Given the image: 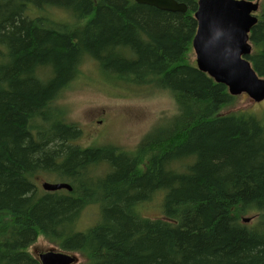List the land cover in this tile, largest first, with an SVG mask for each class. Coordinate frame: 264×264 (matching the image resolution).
<instances>
[{
	"label": "trees",
	"instance_id": "16d2710c",
	"mask_svg": "<svg viewBox=\"0 0 264 264\" xmlns=\"http://www.w3.org/2000/svg\"><path fill=\"white\" fill-rule=\"evenodd\" d=\"M175 1L187 11L0 0V264H40L26 251L40 236L78 264H264V121L220 115L237 97L188 59L198 0ZM260 1L245 59L264 79ZM30 5L39 14L27 16ZM51 8L70 19L49 18ZM87 60L113 95L165 91L176 112L132 151L82 148L55 101ZM40 175L71 191L38 190ZM159 193L160 216H142ZM87 207L98 218L80 231Z\"/></svg>",
	"mask_w": 264,
	"mask_h": 264
},
{
	"label": "rangeland",
	"instance_id": "374dc122",
	"mask_svg": "<svg viewBox=\"0 0 264 264\" xmlns=\"http://www.w3.org/2000/svg\"><path fill=\"white\" fill-rule=\"evenodd\" d=\"M53 8L47 10L49 18L65 22L70 19L65 11ZM37 12L35 6L30 5L26 14L32 17ZM188 59L191 62L195 61L192 49L188 53ZM100 72L101 70L97 65L94 66L93 62L89 60L83 62L80 66V76L61 91L55 101L64 109L65 117L69 122L81 128L82 136L78 144L83 145L79 144L82 148L116 147L132 151L143 137L157 127L158 122H167L176 112L170 95L165 91L140 89L124 96L113 95L111 92L118 88L111 89L101 84L100 81H107V78ZM236 97L234 104L221 110L220 115L244 112L264 121V100L254 103L247 95L242 94ZM45 177L44 175L37 177V189L42 192L44 191L41 183L55 182L54 178H56L55 175ZM161 198L162 193H159L148 202L141 204L142 216L147 218L160 216ZM98 213L97 207H87L81 212L75 225L81 229L80 231L85 230L97 220ZM251 216L252 214L246 215L243 219L251 220ZM26 251L37 260L41 254L61 252L42 236L36 238ZM67 254L75 259L73 264L81 262L78 254Z\"/></svg>",
	"mask_w": 264,
	"mask_h": 264
},
{
	"label": "water",
	"instance_id": "95a60500",
	"mask_svg": "<svg viewBox=\"0 0 264 264\" xmlns=\"http://www.w3.org/2000/svg\"><path fill=\"white\" fill-rule=\"evenodd\" d=\"M134 1L161 11H186V6L175 0ZM197 4L194 14L197 32L192 40L197 68L226 86L230 95L245 93L254 103L264 100V79L256 75L245 59L251 53L248 34L257 21L251 16L257 4L244 0H199ZM41 187L46 192L70 191L66 183L43 182ZM39 258L41 264L72 262L61 253H46Z\"/></svg>",
	"mask_w": 264,
	"mask_h": 264
},
{
	"label": "bare ground",
	"instance_id": "6f19581e",
	"mask_svg": "<svg viewBox=\"0 0 264 264\" xmlns=\"http://www.w3.org/2000/svg\"><path fill=\"white\" fill-rule=\"evenodd\" d=\"M134 3H136L134 0H132ZM199 1V0H198ZM198 1H197V3H198ZM237 1H241V0H237ZM244 1H246V2H249V3H252V4H257V10L255 11V12H252V14H251V16H253V17H256L257 16V13H258V11H259V1H250V0H244ZM136 4H138V3H136ZM141 5V4H140ZM197 6H198V4H197ZM196 10H197V8H196ZM186 11H187V8H186ZM185 11V12H186ZM184 12V13H185ZM196 12V11H195ZM195 14V13H194ZM195 19V18H194ZM257 20V19H256ZM196 21V20H195ZM257 22V21H256ZM197 23V22H196ZM256 24V23H255ZM196 32H197V26H196V30H195V34H196ZM194 34V35H195ZM250 34V33H249ZM249 34H248V36H249ZM193 40V39H192ZM191 47H192V43H191ZM192 50H193V48H192ZM193 52H194V50H193ZM194 55H195V52H194ZM195 65H196V55H195ZM196 68H197V65H196ZM198 69V68H197ZM199 70V69H198ZM200 71V70H199ZM200 72H202V71H200ZM204 73V72H203ZM206 74V73H205ZM212 79V78H211ZM213 80V79H212ZM214 81V80H213ZM215 82V81H214ZM215 83H217V82H215ZM218 84H221V83H218ZM223 85V84H222ZM226 87V86H225ZM226 89H227V87H226ZM227 91H228V89H227ZM228 93H229V91H228ZM242 94H244V95H246L245 93H241V94H239V95H242ZM239 95H236V96H239ZM69 186V185H68ZM70 187V186H69ZM42 188V187H41ZM66 191H68V190H66ZM70 191H71V188H70ZM69 191V192H70ZM244 220H249V219H243L242 220V223L243 224H248V222L250 221H248V222H244ZM66 255L70 258V259H72V262L75 260L71 255H69V254H67L66 253ZM38 261H39V263H40V258L38 257ZM71 262V264H73Z\"/></svg>",
	"mask_w": 264,
	"mask_h": 264
}]
</instances>
